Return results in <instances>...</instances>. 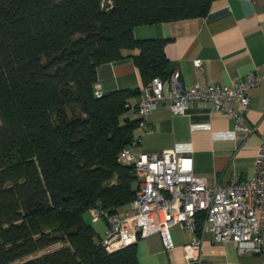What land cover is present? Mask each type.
Returning a JSON list of instances; mask_svg holds the SVG:
<instances>
[{
	"label": "trees",
	"instance_id": "16d2710c",
	"mask_svg": "<svg viewBox=\"0 0 264 264\" xmlns=\"http://www.w3.org/2000/svg\"><path fill=\"white\" fill-rule=\"evenodd\" d=\"M212 1L0 0V264H140L136 242L108 251L84 217L126 208L139 186L117 155L141 91L96 96V70L131 56L144 84L166 78L165 40L134 27L203 16Z\"/></svg>",
	"mask_w": 264,
	"mask_h": 264
},
{
	"label": "crops",
	"instance_id": "0c3cea01",
	"mask_svg": "<svg viewBox=\"0 0 264 264\" xmlns=\"http://www.w3.org/2000/svg\"><path fill=\"white\" fill-rule=\"evenodd\" d=\"M133 35L136 39H164L167 71L177 70L186 85L230 86L257 70L259 82L247 92L249 105L244 108L238 101L229 102V106L241 109L248 130H235L232 136V117L216 110L212 102L193 101L183 114H172L166 105L148 113L144 121L152 131L139 122L132 139L137 152H161L175 146L179 153L191 156L193 171L204 176L209 186L226 185L233 174L250 178L264 132V0H213L203 16L137 25ZM129 52L136 54L139 49ZM96 72L103 92L125 87L141 91L144 85L131 56L104 62ZM139 97L130 99L125 116L138 117ZM105 228L102 234L98 232L101 236ZM170 231L178 247L172 255L156 232L136 239L140 264H180L182 246L192 234L181 224L172 225ZM202 239L201 264L264 262V254L239 252L233 242L215 240L210 232Z\"/></svg>",
	"mask_w": 264,
	"mask_h": 264
},
{
	"label": "built area",
	"instance_id": "2783aa9c",
	"mask_svg": "<svg viewBox=\"0 0 264 264\" xmlns=\"http://www.w3.org/2000/svg\"><path fill=\"white\" fill-rule=\"evenodd\" d=\"M196 63L200 65L199 60ZM259 78L253 69L230 86H203L184 84L177 70L166 78L154 76L141 88L137 102L140 124L152 131L144 120L153 110L166 105L172 114H183L188 103L209 101L216 110L234 119V129L229 132L233 136L235 130L248 128L241 109L229 106V102L238 101L246 108L250 103L247 92L258 84ZM94 93L102 94L98 82ZM135 143L132 140L117 155L118 162L133 166L139 181L133 200L126 208L114 212L90 209L92 221L102 218L106 222L102 246L113 251L156 232L164 249L172 255L178 247L170 228L181 224L192 237L182 246L180 264L202 263L205 232H210L215 240L233 242L239 252L264 254V132L254 159L253 175L242 178L233 174L226 185L209 186L204 176L193 171L191 156L179 153L175 146L161 152H137L132 148ZM199 217L203 219L200 231Z\"/></svg>",
	"mask_w": 264,
	"mask_h": 264
},
{
	"label": "rangeland",
	"instance_id": "374dc122",
	"mask_svg": "<svg viewBox=\"0 0 264 264\" xmlns=\"http://www.w3.org/2000/svg\"><path fill=\"white\" fill-rule=\"evenodd\" d=\"M102 1H106V2H108L109 0H102ZM84 217H85V219H86L87 221H89V222H91V223L93 224L94 228H95L98 232H100L101 234L103 233V229H104V227L106 226V222H105L104 219L101 218V219H99V220H97V221H91V214H90L89 211H86V212L84 213ZM105 229H106V228H105ZM59 246H61L60 243L53 244V245H51L50 247H48L47 249L38 252L37 255H41V254H43V253H45V252H47V251L54 250V249L58 248Z\"/></svg>",
	"mask_w": 264,
	"mask_h": 264
}]
</instances>
